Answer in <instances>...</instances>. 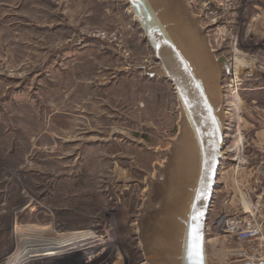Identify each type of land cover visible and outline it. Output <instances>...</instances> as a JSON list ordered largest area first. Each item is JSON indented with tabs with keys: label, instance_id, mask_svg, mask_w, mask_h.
I'll return each instance as SVG.
<instances>
[{
	"label": "rangeland",
	"instance_id": "374dc122",
	"mask_svg": "<svg viewBox=\"0 0 264 264\" xmlns=\"http://www.w3.org/2000/svg\"><path fill=\"white\" fill-rule=\"evenodd\" d=\"M186 2L234 70L218 85L226 131L207 253L263 259L264 25L248 32L251 0ZM158 65L126 0H0V264H162L142 224L153 208L176 252L181 220L151 199L188 127L172 84L148 74ZM249 217L262 234L223 227Z\"/></svg>",
	"mask_w": 264,
	"mask_h": 264
},
{
	"label": "water",
	"instance_id": "95a60500",
	"mask_svg": "<svg viewBox=\"0 0 264 264\" xmlns=\"http://www.w3.org/2000/svg\"><path fill=\"white\" fill-rule=\"evenodd\" d=\"M169 1L126 0L134 21L159 64L148 74L158 75L172 84L183 122L188 127L183 136L184 145L178 148L175 155L181 162L179 164L174 161L176 163L174 174L171 173L168 188L153 195L151 201L159 202L162 196L167 207L169 205L172 207L171 214L166 210V215L173 217L177 214L176 219L181 220L178 246L181 252L177 254V258L181 259L182 264H211L206 249L207 222L221 160L224 157L226 131L216 108L218 85L224 68L230 74H234V70L230 67L229 60L223 55H217V50L213 48L209 27L200 24L203 15L194 16L186 0H172V4H169ZM177 33H181L184 40L186 38L194 41L191 48L187 47V52L180 45ZM196 45L204 48L209 56V78L217 86L215 99L206 90L209 81L202 74H198L196 64L188 56L190 53L197 57L194 53ZM200 68H203L202 64ZM188 133L193 139L188 138ZM159 203L161 207L164 206L162 199ZM151 219L145 218L142 222L144 230L148 231L149 224L152 223L155 227L152 231L157 232V227L159 228L161 223L157 219ZM162 228L164 229V226ZM148 238V244H152V237ZM194 246L199 255H194ZM232 264H264V259H244Z\"/></svg>",
	"mask_w": 264,
	"mask_h": 264
},
{
	"label": "bare ground",
	"instance_id": "6f19581e",
	"mask_svg": "<svg viewBox=\"0 0 264 264\" xmlns=\"http://www.w3.org/2000/svg\"><path fill=\"white\" fill-rule=\"evenodd\" d=\"M169 4H172V0H170L169 1ZM130 8V7H129ZM182 34L181 33H177V38H178V40H179V42H180V45H182V47H184V49L186 50L187 49V47L189 46L190 48H191V44H193L194 43V41L192 42L190 39L188 40V39H186L185 38V40L182 38V36H181ZM195 50H196V52H194L196 55H197V57H194L192 54H190V53H188V56H190V58H192V60L194 61V63L196 64V68H197V71H198V74H202V76H204V77H206V79H207V81H209L208 82V84H207V86H206V90H207V92L208 93H210V95H212V97L215 99V95H216V91H217V86H216V84L214 83V82H212L211 81V79L209 78L210 76V68H209V56H208V54H207V52L205 51V49L204 48H202V47H200L199 45L197 46L196 45V48H195ZM186 52H187V50H186ZM200 64H202V66H203V68L201 69L200 68ZM230 67L233 69V67H232V65L230 64ZM206 70V71H205ZM204 71V72H203ZM212 71V70H211ZM206 72V73H205ZM175 95H176V92H175ZM161 199H162V201H163V203H164V198L161 196L160 197ZM161 199L159 200V202H161ZM166 207V210H167V212H169V214H171L170 213V210H171V205H169L168 207H167V205L164 203V206H163V208H165ZM150 210V209H149ZM166 210H165V212H166ZM152 210H150V212H151ZM153 212H154V214L151 216L152 217V219L153 220H155V219H158L159 217V212L158 211H156L155 212V210H154V208H153ZM166 212V213H167ZM144 215V214H143ZM154 216V217H153ZM158 217V218H157ZM151 219V220H152ZM158 221L160 222V218L158 219ZM154 223V222H153ZM224 223H226V219L223 221V225H224ZM153 228H155L154 226H153V224L152 223H150L149 224V230H148V236L151 238L152 237V239H151V241L152 240H154V239H156V238H158V237H160L161 238V241H162V244H163V246H164V248H165V250H164V252H163V254L164 255H162V254H160L161 256H162V258H163V263L162 264H182V261H181V259L179 258H177V254L178 253H180L181 252V249H180V247H178V249L176 250V252H172V247H174V245H175V242H174V235H170V233H169V229H170V224H168V223H166L165 222V229H167L166 231L167 232H165V233H162V232H164V229H163V231L161 232V234H160V232L158 231V232H154V231H152L153 230ZM156 234V235H155ZM170 235V236H169ZM173 243V244H172ZM170 245H171V247H170ZM170 248V249H169ZM92 249H94V248H92ZM161 253V252H160ZM175 253H176V256H174L175 255ZM147 262L145 261V262H143L142 264H146Z\"/></svg>",
	"mask_w": 264,
	"mask_h": 264
},
{
	"label": "built area",
	"instance_id": "2783aa9c",
	"mask_svg": "<svg viewBox=\"0 0 264 264\" xmlns=\"http://www.w3.org/2000/svg\"><path fill=\"white\" fill-rule=\"evenodd\" d=\"M209 9L212 10V7H209ZM242 224H244V226L247 227V230L242 229L241 231H239L240 225L242 226ZM223 227L226 231H229L230 233H233L235 230L236 232L239 231V234L241 236L242 235L257 236L263 233L261 229V225L259 224L258 220L255 218L254 219L250 218V217L246 219H237V218L233 220L226 219V223H224Z\"/></svg>",
	"mask_w": 264,
	"mask_h": 264
},
{
	"label": "crops",
	"instance_id": "0c3cea01",
	"mask_svg": "<svg viewBox=\"0 0 264 264\" xmlns=\"http://www.w3.org/2000/svg\"><path fill=\"white\" fill-rule=\"evenodd\" d=\"M200 1L203 2L204 4H206V0H200ZM251 1H252V5H253V13L255 12V14H252L251 16H249L250 21L253 23L251 25H249L250 27L248 28V32L254 33V32L258 31L259 29H261L260 28L261 26L258 27L257 25H255V23L262 22L264 25V0H251ZM233 13L236 14L235 18H237V13L236 12H233ZM261 30L264 31V26ZM250 73H248V75ZM156 76H158V75H156ZM159 78H161V77H159ZM253 78L245 77V79L244 78L243 79H244V82L250 83V82H252L251 80H253Z\"/></svg>",
	"mask_w": 264,
	"mask_h": 264
},
{
	"label": "snow or ice",
	"instance_id": "6c2138e0",
	"mask_svg": "<svg viewBox=\"0 0 264 264\" xmlns=\"http://www.w3.org/2000/svg\"><path fill=\"white\" fill-rule=\"evenodd\" d=\"M194 255H199L198 251L196 250L195 246H194Z\"/></svg>",
	"mask_w": 264,
	"mask_h": 264
}]
</instances>
